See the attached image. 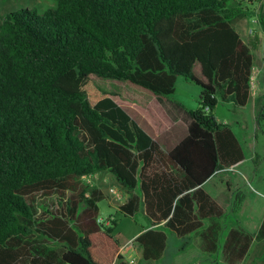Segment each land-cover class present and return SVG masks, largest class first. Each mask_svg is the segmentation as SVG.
I'll list each match as a JSON object with an SVG mask.
<instances>
[{
  "label": "trees",
  "instance_id": "obj_1",
  "mask_svg": "<svg viewBox=\"0 0 264 264\" xmlns=\"http://www.w3.org/2000/svg\"><path fill=\"white\" fill-rule=\"evenodd\" d=\"M233 1L57 0L43 14L7 16L0 25V264L122 258L116 220L100 217L106 194L82 183L102 171L128 195L120 206L126 217L143 204L153 220L135 239L146 261L164 256V229L194 234L205 254L222 248L225 264H241L264 241V218L256 233L238 223L225 233L224 209L202 188L245 160L232 127L215 116L220 102L245 107L252 95L255 55L227 15ZM181 76L201 87L200 106L188 111L187 135L169 151L94 80H117L164 104Z\"/></svg>",
  "mask_w": 264,
  "mask_h": 264
},
{
  "label": "rangeland",
  "instance_id": "obj_2",
  "mask_svg": "<svg viewBox=\"0 0 264 264\" xmlns=\"http://www.w3.org/2000/svg\"><path fill=\"white\" fill-rule=\"evenodd\" d=\"M56 6L57 0H0V25L13 12L34 9L43 14L48 9L55 8ZM227 15L232 19L233 26L243 40L251 47L255 55V67L251 81V93L252 96H255L260 88V77H264V72H261V68H264V0H235ZM94 80L103 89L111 92L116 101L128 104L123 105V107L127 111L130 110L128 111L129 114L138 120L142 117L143 120L151 125L157 120L159 114H164V111L168 110L172 105H177V102H181L189 110H196L200 106L201 87L182 76L178 78L174 95L171 96L169 102L163 104V106L165 105L163 109L161 105L153 102L152 99L127 89L122 82L117 80H113L112 82L103 81L104 79L100 80L96 77H94ZM262 80L264 88V78ZM258 97L259 99L262 98V104L259 107L257 117L264 107V90ZM131 108L139 114V117ZM178 114V123L182 129H185V125H187L186 116L181 111ZM215 116L219 122L228 123L232 127L241 141L247 157L254 152L255 137L257 136L258 139L257 150L259 157L250 162L249 166H257L259 171L256 177H249V182L246 183L247 187L244 190L235 186L233 187V210H235L243 202L242 198L245 194L249 193L252 195L250 190L258 189L259 191H264V120L261 121V124H258L259 130L255 136L254 132L256 128L252 104H249L247 107H235L233 104L220 102L215 109ZM169 136V132L163 131L159 139L164 140ZM236 175L237 173L233 172L222 175L221 178L224 179L225 177H234ZM82 183L90 188H100L106 194L107 198L99 203L101 219L109 221V224L112 220H116L117 227L114 234L120 240L122 246L132 241V238L140 231V227L144 224L145 220L141 214L137 215L136 218L125 217L119 210V205L127 202L128 198L125 195L121 199H118L117 193L120 195L126 193L119 186L114 176L108 171H102L84 177ZM210 187L212 188L213 186L210 185ZM255 202L254 200H250V207L246 208L244 212V217L251 227L255 225L254 222L257 221L259 211L262 210V203L257 204ZM260 246L261 244H257L256 249L259 250ZM128 256H133L132 259H137L136 264H144V261L135 252H129ZM197 261L198 258L196 259L186 254L179 264H195ZM247 263L243 262L242 264ZM130 264H134V262Z\"/></svg>",
  "mask_w": 264,
  "mask_h": 264
},
{
  "label": "crops",
  "instance_id": "obj_3",
  "mask_svg": "<svg viewBox=\"0 0 264 264\" xmlns=\"http://www.w3.org/2000/svg\"><path fill=\"white\" fill-rule=\"evenodd\" d=\"M231 23L233 25L232 19H231ZM261 69L264 70V68ZM262 70L261 72H264ZM263 78L264 77L262 76L260 77L261 82L259 85L260 88L258 90L257 95L255 96L251 95V99L249 103L245 106L247 107L249 104H252L253 106V119L255 121V128H256L254 132L255 136L257 135L259 130L256 117L259 111V107L262 104V98L259 99L258 96L261 95L264 90L263 80H262ZM116 102L129 114L128 111L130 110L127 111L123 107V105H128V104H123L122 102L119 101ZM153 102L157 103L158 105H161L162 109L165 106V105L163 106V104L158 100L154 99ZM177 103H178L177 105L176 104L175 106L172 105L168 110L164 111V114L162 115L159 114V117L157 118L156 121H154L153 125L147 123L145 120H143L142 117H140V120H138L137 118L129 114L151 137H153V139H155L161 145L164 151L171 150L187 135L188 124L190 121L188 111L190 110L181 102H177ZM233 106L235 105L233 104ZM131 109L135 112V114L137 113L133 108ZM180 111L183 112V114L186 116L185 118L187 119L186 120L187 125H185L186 127L185 129H182L178 123L179 120L178 112ZM137 116L139 117L138 113ZM163 131L169 132L170 136L165 138L164 140H160L159 137L163 133ZM257 143H258V139L256 136L253 153H251L248 157L245 154V160H243L239 164L229 169H225L223 171H219L215 173L202 186V188L213 198V200L225 211V215L223 218V222L226 224L225 233L228 229H230L232 226H234V224L236 225L237 223L243 226L248 231L252 233H256L264 218V191H259L258 189L250 190V192H252V195H250L249 193L245 194V196H243L242 198L243 202L241 203V205H238L236 209L233 210V187L235 186L238 188H242L244 190L245 187H247L246 183L249 182L250 179L249 177L251 176L256 177L259 171V168L257 166L255 167L249 166L250 162H252L253 160L259 157L257 150L258 147ZM244 153H245V149H244ZM233 172H236L237 175L234 177L228 176L227 178L225 177L224 179L221 178L222 175L230 174ZM210 185H212L213 187L211 188ZM125 195L126 198H128L127 194H124L122 196L124 197ZM250 200L256 201L255 203L257 204L262 203V210L259 211V216L257 218V221L254 222L255 225L252 227L249 225L247 219H245L244 217L245 215L244 212L246 208L250 207ZM122 204L119 205V210ZM139 214L142 215V218H144L145 222L143 225H141L140 231L132 238V240H134V244L128 247L126 250H123V246H122V250H121L122 258L117 260L115 264H130L133 262L134 264H136L137 259H132L133 256H128L129 252L131 251L135 252L144 261V264H179L182 262L183 256L186 254L188 256H193L196 259L198 258V261L195 264H225L222 260V248H220L219 251L213 255L203 253L195 242L194 234H190L186 237H178L170 230L164 229V226L167 222L166 219L162 220L161 224L159 225V228L164 229V231L168 234V238H169L168 246L164 256L160 260H155V261L144 260L142 256V248L137 242H135V239L145 230L154 228L155 226H153V220L147 215L145 211V205L142 204L141 210L132 218H136L137 215ZM185 243L187 244V246L185 249H182V246ZM257 244H261L260 246L261 248L259 250L256 249ZM244 262H248L247 264H264V241L261 243L254 244V246L250 250L248 257Z\"/></svg>",
  "mask_w": 264,
  "mask_h": 264
},
{
  "label": "built area",
  "instance_id": "obj_4",
  "mask_svg": "<svg viewBox=\"0 0 264 264\" xmlns=\"http://www.w3.org/2000/svg\"><path fill=\"white\" fill-rule=\"evenodd\" d=\"M253 70H254V69H253ZM252 76H253V74H252ZM252 78H253V77H252ZM117 197H118V199H121L123 196L120 195L119 193H117ZM101 220H103V219H101ZM103 221H106V220H103ZM106 222H107V221H106ZM107 225H109V221L107 222ZM133 244H134V240L128 242L125 246H123V250H126L128 247L132 246Z\"/></svg>",
  "mask_w": 264,
  "mask_h": 264
}]
</instances>
